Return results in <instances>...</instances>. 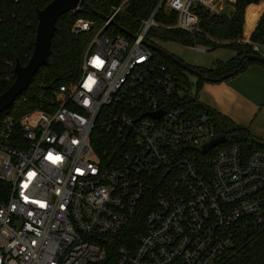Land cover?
Returning <instances> with one entry per match:
<instances>
[{"label":"built area","instance_id":"built-area-1","mask_svg":"<svg viewBox=\"0 0 264 264\" xmlns=\"http://www.w3.org/2000/svg\"><path fill=\"white\" fill-rule=\"evenodd\" d=\"M195 3L210 5L160 0L133 37L104 33L114 9L77 80L0 121V264H223L264 223V147L219 133L186 105L189 81L151 63L150 30H197ZM160 8L175 22H158ZM250 37L264 59V33Z\"/></svg>","mask_w":264,"mask_h":264},{"label":"trees","instance_id":"trees-1","mask_svg":"<svg viewBox=\"0 0 264 264\" xmlns=\"http://www.w3.org/2000/svg\"><path fill=\"white\" fill-rule=\"evenodd\" d=\"M50 1L52 0L0 1V94L14 80L12 69L15 61L18 60L21 65H25L30 57L37 26L36 11L44 8ZM120 1L84 0L85 6L61 15L56 21V29L51 39V54L48 64L38 69L28 88L7 110L0 114V121L6 117L17 121L25 112L41 108L46 99L53 97L60 85H69L77 80L86 45L93 34L103 25L104 18L111 15L114 9L119 6ZM158 1L160 0H128L125 9L119 10L111 21L130 33H134L140 21L151 14ZM257 3L258 0L229 2L232 8L231 14L228 12L214 14L203 5L195 3L192 8L199 18L198 30L189 32L156 27L150 30L147 40L155 46L157 45L151 41L153 38L176 41L193 47L205 46L211 50L230 48L234 51V56L226 61H217L213 68L195 67L187 64L205 77L221 78L233 71L240 57L250 55L248 51H243L248 45L239 44L236 40L242 37L245 13L247 12V20L259 14L261 7L254 6ZM77 18L93 21L94 25L89 31L74 34L71 32V27ZM155 19L162 24H171L175 22L176 14L172 11L165 12L159 9L155 14ZM103 31L112 36L122 34L111 22ZM263 33L264 11L257 21L253 35H251L252 39L255 37L260 40ZM251 62L254 61L244 60L239 66L238 72ZM151 63L155 67L164 66L168 71L187 81L183 69L163 55L153 51ZM198 80L199 86L204 80L200 77ZM186 105L192 110L206 112L219 133L232 138L242 147L247 149L253 146L264 147L261 142L253 139L247 128L237 126L226 117L206 108L198 100L197 95L189 97ZM232 251L225 258L223 264H264V223L241 232ZM109 261L110 258H108Z\"/></svg>","mask_w":264,"mask_h":264},{"label":"rangeland","instance_id":"rangeland-1","mask_svg":"<svg viewBox=\"0 0 264 264\" xmlns=\"http://www.w3.org/2000/svg\"><path fill=\"white\" fill-rule=\"evenodd\" d=\"M209 1H210V5L207 4V5H204L203 7L208 9L211 13L219 14V13L228 12L229 14H231L232 8L229 5V2H234L235 0H209ZM127 3H128V0H121L117 8H120V11H122L127 6ZM260 3L263 4L264 0H258V3L256 5ZM258 6L260 7L261 4ZM160 9L165 11L164 8H160ZM263 11L260 12L259 17L263 13ZM198 24H199V21H198ZM198 24H197V30H198ZM250 38L251 40L255 42L259 41L258 38L253 37L252 39V36ZM242 40H243V37L238 38L236 41L237 43L242 44L244 46L248 45L247 43L242 42ZM151 41L154 42L158 47L162 48L163 50L167 51L168 53H170L177 59L181 60L182 62L195 66V67L196 66L197 67L198 66L199 67H210V66L214 67L216 66L217 61H225L229 59L231 56H233L234 54L233 51L230 50V48H218V49L211 50L205 46L193 47V46L183 45L176 41H163L157 38H153L151 39ZM196 47H201L203 48V50H197ZM243 51H248V54L250 55L254 54L249 45L247 48H244ZM183 74L187 78L189 83L191 84L193 96L197 95L198 97H201L203 99L204 95L216 94L217 92L216 88L215 89L207 88V86L218 84L219 85L218 87L221 88V90H225L226 92H230V93L238 92L246 96L250 100H254L257 106H260L261 111L255 122V126L253 127L254 130L251 129V132L254 134L252 133L251 134H252L253 139H255L257 142H261L264 145V78L256 70L243 68L238 73H235L233 76L229 78L223 79L218 82H214L213 84L212 82L202 81L199 86H198V81H199L198 77H196L195 75H193L192 73L184 69H183ZM235 125L240 126L238 124H235ZM256 128H260L261 130L257 131ZM232 252L233 251H230L229 253H227L223 257V261Z\"/></svg>","mask_w":264,"mask_h":264},{"label":"water","instance_id":"water-1","mask_svg":"<svg viewBox=\"0 0 264 264\" xmlns=\"http://www.w3.org/2000/svg\"><path fill=\"white\" fill-rule=\"evenodd\" d=\"M85 6L84 0H52L44 8L36 11L37 26L33 44V50L25 65H21L18 60L15 61L12 73L14 74V80L9 87L0 94V114L7 110L14 101L28 88L33 77L37 73L38 69L48 64V58L51 54V39L56 29L57 19L66 12L76 11L80 7ZM105 17L104 20H107ZM111 23L122 34L133 37L132 33L126 29L118 26L113 21ZM150 48L165 58L176 64L178 67L192 73L196 77L203 78L207 82H218L223 79L229 78L238 72V68L244 60L258 62L264 65V59L258 55L242 56L237 61L236 67L233 71L223 75L221 78L212 79L203 76L186 63L177 59L167 51L161 49L158 46L149 44ZM224 141V135H220L218 138L212 140L210 143L204 145V152L218 142Z\"/></svg>","mask_w":264,"mask_h":264},{"label":"crops","instance_id":"crops-1","mask_svg":"<svg viewBox=\"0 0 264 264\" xmlns=\"http://www.w3.org/2000/svg\"><path fill=\"white\" fill-rule=\"evenodd\" d=\"M260 4H261L260 6L261 7L260 12H261L264 10L263 7L264 3L263 4L260 3ZM258 5H254V6L259 8ZM259 14L247 20V12L245 13V21H244L243 33H242L243 38L247 36H251L259 19ZM233 56H231L229 59H231ZM204 68H213V67L210 66ZM245 68L256 70L264 78L263 64L258 62H251L248 63L245 66ZM213 83L214 82H212V84ZM218 86H219L218 84L207 86V88H213V89L216 88L217 92L214 90L216 94L204 95L203 99L197 96L198 100L210 111H213L218 115H222L226 117L233 124H238L240 125V127L247 128L250 131V133H252L251 129H253V127L255 126V122L261 111L260 106H257L254 100H250L249 98L238 92L235 93L226 92L225 90H221V88H219ZM256 129L257 131L261 130L260 128H256Z\"/></svg>","mask_w":264,"mask_h":264}]
</instances>
